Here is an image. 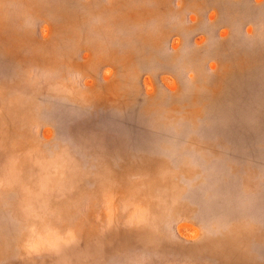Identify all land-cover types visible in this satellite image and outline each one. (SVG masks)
I'll return each mask as SVG.
<instances>
[{
    "label": "rangeland",
    "instance_id": "obj_1",
    "mask_svg": "<svg viewBox=\"0 0 264 264\" xmlns=\"http://www.w3.org/2000/svg\"><path fill=\"white\" fill-rule=\"evenodd\" d=\"M0 264H264V0H0Z\"/></svg>",
    "mask_w": 264,
    "mask_h": 264
}]
</instances>
